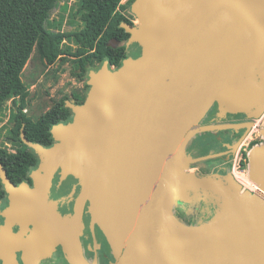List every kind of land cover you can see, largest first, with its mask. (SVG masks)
<instances>
[{"label": "water", "instance_id": "water-1", "mask_svg": "<svg viewBox=\"0 0 264 264\" xmlns=\"http://www.w3.org/2000/svg\"><path fill=\"white\" fill-rule=\"evenodd\" d=\"M131 11L139 25L121 27L143 45L141 55L114 71L103 63L90 75L84 102L66 103L72 121L51 129V147L23 140L41 155L32 188L13 184L0 165L11 205L1 214V264H18V251L38 264L53 253L56 235L71 264H96L77 242L80 211L65 222L45 206L57 165L92 146L83 185L112 264H264V143L248 154L255 192L241 193L231 180L227 201L232 187L237 201L229 208L226 202L197 233L174 221L176 200L191 203L176 196L177 183L204 184L183 179L191 137L245 127L244 138L264 113V0H135ZM215 104L220 118L252 121L201 124ZM259 135L264 140V127Z\"/></svg>", "mask_w": 264, "mask_h": 264}, {"label": "trees", "instance_id": "trees-1", "mask_svg": "<svg viewBox=\"0 0 264 264\" xmlns=\"http://www.w3.org/2000/svg\"><path fill=\"white\" fill-rule=\"evenodd\" d=\"M57 1L0 0V111L6 101L13 100L16 113L13 116L9 139L18 144L14 152L0 148V165L15 185L23 182L36 168V158L25 148L23 140L49 148L53 144L51 129L60 123H69L72 117V112L61 101L55 103L35 121L23 113L29 92L21 82L20 76L32 52L35 51L47 66H52L63 55V41L71 40L76 45L71 56L77 60L75 68L81 73L90 66L102 63L119 68L127 58L125 46L119 44L129 41L131 35L121 24L131 28L132 23L117 13V10L123 9L122 0H81L79 12L83 28L77 33L51 32L45 28L49 12ZM112 40L118 44L114 48L108 45ZM86 88L88 92L89 87ZM85 96L84 94L80 97V103L76 105L82 104ZM230 116L241 115L227 114L225 118ZM210 141L213 142L214 139ZM226 141L229 142L230 139L226 138ZM3 196L4 191L0 183V200ZM202 204L197 198L190 204L179 203L174 221L179 227L187 230L198 219L199 207L205 210ZM211 214L206 211L203 216ZM198 220L203 221L200 218Z\"/></svg>", "mask_w": 264, "mask_h": 264}, {"label": "rangeland", "instance_id": "rangeland-1", "mask_svg": "<svg viewBox=\"0 0 264 264\" xmlns=\"http://www.w3.org/2000/svg\"><path fill=\"white\" fill-rule=\"evenodd\" d=\"M80 2L81 0H58L54 8L49 12V18L45 24V28L51 32H79L83 28L81 13L79 12ZM134 2L135 0H122L121 6L123 7V9L117 10L118 14L122 15L128 22L132 23L133 28L139 25L138 20L131 11V6ZM119 45L126 46L127 58L130 60L137 59L144 50L143 45L138 40H129ZM75 49L76 45L73 41L67 39L64 40L61 45V51L63 55L60 56L52 66H47L45 62L38 57L35 51L32 52L20 76L21 82L29 92L27 106L23 113H25V115L31 120H37L40 115L48 111L55 103L59 101L65 103V105L66 103L76 105L80 103V97H82L84 94L86 95V86L90 75L98 71L103 63L90 66L84 73H81L79 69L75 68L77 60H75V57L71 56L75 52ZM109 70L114 71V68L109 67ZM252 71L253 70L251 69V71L249 72L250 75L252 74ZM243 82H246V77L243 78ZM74 97H77L78 99L76 100ZM15 113L16 107L14 106L12 99L6 101L0 111V148L5 149L8 152H14L18 148V144L13 143L9 139L10 130L13 126V116L15 115ZM242 117V115L238 116V118ZM72 119L73 114L71 117V121ZM231 119L232 118L228 120ZM218 120L222 119L219 117L218 106L215 104L206 114L205 121L215 122ZM225 122L221 121L220 123ZM252 127L250 128V131L246 137H240L239 148L236 150L232 158L227 160L226 173L228 184L231 180L238 184V182L232 175V170L234 167L236 168V173L238 171H244V174L242 176L248 178L249 180L247 173L248 154L252 148L264 143V140L258 133L259 130L264 127V113L259 119L254 120ZM204 137L206 136L202 135L201 139H204ZM196 141L199 140H194L189 144V146L187 147V154L186 151L184 152L186 155L190 156V154H192V144ZM25 148L34 154L36 158V165L40 164L41 161L39 158L41 155L37 153V150L34 147L26 145ZM92 150L93 146L88 151L76 154L74 159L68 160V162L66 163V167H70L71 170H66L65 167L62 172L64 175L69 174V176L72 177V180H69L70 182H72L73 186L72 193L76 195L75 199L79 201L82 212L83 209H86V211H89L91 213L90 217L93 219L94 213L92 211L90 199L89 197H86V191L83 185L84 176L87 171V163L89 157L91 156ZM55 169H59L58 165ZM67 184L68 181L65 182V187L67 186ZM238 185L241 193H244L246 191L254 192L248 189L246 186L244 187V185H241L240 183ZM49 189L50 188H48L46 192L45 199L47 198L46 202L50 206H53V208H55L57 207L58 202L66 201V198L52 200V191ZM233 192H237L236 188L234 187H232V191L230 190L231 196L230 201H227V208L231 207L237 201V198L235 197V194ZM98 232L100 235H102L101 231ZM51 257L52 255L46 257V262L49 261L51 263L56 260Z\"/></svg>", "mask_w": 264, "mask_h": 264}, {"label": "flooded vegetation", "instance_id": "flooded-vegetation-1", "mask_svg": "<svg viewBox=\"0 0 264 264\" xmlns=\"http://www.w3.org/2000/svg\"><path fill=\"white\" fill-rule=\"evenodd\" d=\"M125 43V42H124ZM117 45V42H116ZM125 46V45H124ZM126 48V46H125ZM127 52V51H126ZM232 118L231 120H228ZM228 120V121H227ZM221 121H227L226 123H238L242 124L244 126H247L252 119L251 117L243 116L242 118L233 117L230 116L228 118H224ZM220 120L215 122H206L205 118L201 124H207V123H220ZM224 138L223 140H226V138H229V148L224 151V158L226 160H229L232 158L236 150L239 148L240 144L236 149H234V144L237 143L240 140V137H242L245 132L246 128L243 127L238 130H224ZM250 131V130H249ZM249 131L245 135V137L248 135ZM37 168V165H36ZM36 168L34 170H36ZM65 168V167H64ZM62 167H59V169H55L53 176L51 178V183L49 186V190L52 191L51 196L52 200L54 199H62L66 198V201L58 202L57 207L53 208V206H50L47 202L45 204L46 209L48 210V213L52 216L57 215L61 219H63L65 222H67V217L75 216L77 211H80V221H79V227H78V235H77V242L79 245L80 250L82 251V254L84 256V259L88 262H93L94 259L96 260V264H112L113 258L111 256L110 249L106 243V240L102 235L99 234L98 231H100L98 225L90 217V212L86 211V209H83V212L81 210V205L77 199H75L76 195L72 193L73 186L72 182L69 180H72V177L69 176V174L64 175ZM34 170L31 171L27 178L23 181L25 182L30 188H32L34 184V179L32 178V175L34 173ZM66 170H71L70 167H66ZM68 181L67 186L65 187V182ZM22 183V182H21ZM71 184V185H70ZM19 185V184H18ZM72 186V187H71ZM75 186V185H74ZM76 188V187H75ZM10 202L8 201L7 195L4 193L3 198L0 200V225L3 222V217L1 216L3 210L6 207H10ZM39 208V206H38ZM31 230V228H29ZM93 231V233H92ZM13 232L17 233L18 229L16 227L13 228ZM28 232H23V237H25ZM95 241V244H94ZM54 259H56L53 262H46V257L41 259L38 264H71L69 261V258L67 254L64 253L62 246L58 243V236L56 235L55 238V245L53 248V253L51 254ZM50 255V256H51ZM15 257L18 264H27L25 262V255L23 257L22 252L18 251L15 253ZM51 257V258H52ZM1 264V260H0Z\"/></svg>", "mask_w": 264, "mask_h": 264}, {"label": "crops", "instance_id": "crops-1", "mask_svg": "<svg viewBox=\"0 0 264 264\" xmlns=\"http://www.w3.org/2000/svg\"><path fill=\"white\" fill-rule=\"evenodd\" d=\"M224 134V130L196 134L191 137L185 148L187 154V147L189 144L194 140H199L192 144V154H190V156L184 153L183 162L187 163L189 168L184 171L185 178L183 179L187 182L193 179L202 180L204 181V184L197 187H188L184 183L180 182L177 183L175 189L176 196L183 194L185 197L190 199L191 202L194 197L195 199L198 198L199 201L203 203L202 205L205 206V210L200 206L197 214L198 219H203V221L200 222L197 219L193 222V224H191V228H194L195 233H197L199 229H201L203 225L207 223L215 214L221 211V208L225 207L227 202V160L223 155L224 151L229 148V142L223 140ZM202 135L207 138L204 137V139H201ZM212 138L214 139L213 142L210 141ZM179 203L182 202L177 199L174 214L178 211ZM206 211H209V213L212 214L204 217L203 215ZM173 227L175 231H177L176 226L173 225Z\"/></svg>", "mask_w": 264, "mask_h": 264}, {"label": "bare ground", "instance_id": "bare-ground-1", "mask_svg": "<svg viewBox=\"0 0 264 264\" xmlns=\"http://www.w3.org/2000/svg\"><path fill=\"white\" fill-rule=\"evenodd\" d=\"M252 128H254V127H252ZM259 133V132H258ZM253 139V138H252ZM244 146V145H243ZM233 177H234V179L238 182V184L240 183L241 185H244V187L246 186L248 189H250L251 191H256L257 190V188H256V186L253 184V183H251L249 180H248V178H246V177H244V176H242V175H240V174H237V173H234L233 174ZM246 188V189H247ZM62 238H63V240H65V241H67V239H68V231L66 230V231H64L63 233H62Z\"/></svg>", "mask_w": 264, "mask_h": 264}, {"label": "built area", "instance_id": "built-area-1", "mask_svg": "<svg viewBox=\"0 0 264 264\" xmlns=\"http://www.w3.org/2000/svg\"><path fill=\"white\" fill-rule=\"evenodd\" d=\"M235 170H236V168L234 167L233 170H232V175H233L234 173H236ZM243 172H244V171H238L237 174L243 175V174H244ZM247 173H248V172H247Z\"/></svg>", "mask_w": 264, "mask_h": 264}]
</instances>
